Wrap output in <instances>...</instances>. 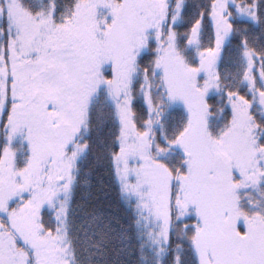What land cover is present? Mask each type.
Segmentation results:
<instances>
[{
    "label": "snow or ice",
    "instance_id": "obj_1",
    "mask_svg": "<svg viewBox=\"0 0 264 264\" xmlns=\"http://www.w3.org/2000/svg\"><path fill=\"white\" fill-rule=\"evenodd\" d=\"M0 264H264V0H0Z\"/></svg>",
    "mask_w": 264,
    "mask_h": 264
}]
</instances>
